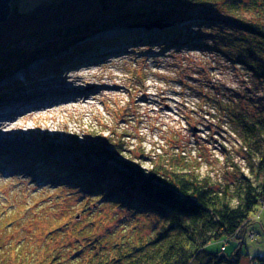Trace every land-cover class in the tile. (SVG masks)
Returning <instances> with one entry per match:
<instances>
[{
	"label": "trees",
	"instance_id": "obj_1",
	"mask_svg": "<svg viewBox=\"0 0 264 264\" xmlns=\"http://www.w3.org/2000/svg\"><path fill=\"white\" fill-rule=\"evenodd\" d=\"M114 25L127 34L97 39L100 44L191 43L248 71L262 88L256 99L241 104L199 93L213 105L215 113L209 114L218 123L224 116L246 172L229 161L237 169L232 180L215 183L167 153L145 168L140 160L117 157L122 148L110 149L106 138H93L90 145H29L24 159L34 162L44 179L57 177L52 181L72 185V193L92 200L86 212L112 206L108 216L118 210L119 222L110 227L94 219L88 227L56 223L34 237V244L19 246L7 264H239L237 246L229 252L205 247L236 233L264 199V0H13L0 24V78L18 70L31 77L39 70L27 67L36 60L53 73L59 64L69 68L98 52L91 48L97 29ZM24 41L31 46L23 48ZM14 79L5 86H21ZM221 149L225 162L229 151ZM8 155L4 158L12 159ZM34 220L41 223L42 217ZM254 264H264V256H256Z\"/></svg>",
	"mask_w": 264,
	"mask_h": 264
},
{
	"label": "rangeland",
	"instance_id": "obj_2",
	"mask_svg": "<svg viewBox=\"0 0 264 264\" xmlns=\"http://www.w3.org/2000/svg\"><path fill=\"white\" fill-rule=\"evenodd\" d=\"M126 30L114 25L97 29L92 36L103 40L123 36ZM203 41L209 42L196 43ZM21 44L31 46L26 41ZM94 44L96 54L69 68L59 64L55 73L44 65L41 68L44 62L37 60L27 67L39 70L31 77H23V70H18L9 78L22 87L5 86L9 78H0V264H7L19 246L34 244V237L41 238L56 223L88 227L87 221L99 218L102 221L93 222L110 227L119 222L118 210L108 216L112 206L86 212L92 200L72 193V185L61 187L60 180L52 181L57 177L44 179L34 162L24 159L29 145L83 141L90 145L93 138H106L110 149L122 148L117 157L140 160L145 168L167 153L215 183L232 180L231 172L237 169L228 166L229 161L246 172L224 116L219 115L223 118L218 123L209 114L215 113L213 105L199 94L203 91L241 104L259 97L262 88L242 65L191 43L106 46L98 40ZM59 88L65 91L53 93ZM73 89L84 95L71 99ZM12 90V95H3ZM34 94L36 98H31ZM221 145L229 151L225 162ZM5 154L12 159L4 158ZM35 217H42V222ZM231 236L211 241L205 250L229 252L237 246L239 264H254L256 256L264 255V199Z\"/></svg>",
	"mask_w": 264,
	"mask_h": 264
},
{
	"label": "water",
	"instance_id": "obj_3",
	"mask_svg": "<svg viewBox=\"0 0 264 264\" xmlns=\"http://www.w3.org/2000/svg\"><path fill=\"white\" fill-rule=\"evenodd\" d=\"M12 0H0V24L9 16ZM159 21L151 22V25H159Z\"/></svg>",
	"mask_w": 264,
	"mask_h": 264
},
{
	"label": "bare ground",
	"instance_id": "obj_4",
	"mask_svg": "<svg viewBox=\"0 0 264 264\" xmlns=\"http://www.w3.org/2000/svg\"><path fill=\"white\" fill-rule=\"evenodd\" d=\"M208 50H210V49H208ZM225 59V58H224ZM226 60V59H225ZM228 61V60H227ZM230 63H232L231 61H230ZM66 90H68V89H66ZM62 91H65L64 89H62V88H59V89H55V90H53V93H59V94H61V92ZM73 98H71V99H73V100H75V97L76 98H78V97H82L83 95H84V93H83V91L81 92V93H77V91L75 90V89H73ZM36 96H37V94H34L33 96H31V98H36ZM0 105H2V104H0ZM234 135V134H233Z\"/></svg>",
	"mask_w": 264,
	"mask_h": 264
},
{
	"label": "built area",
	"instance_id": "obj_5",
	"mask_svg": "<svg viewBox=\"0 0 264 264\" xmlns=\"http://www.w3.org/2000/svg\"><path fill=\"white\" fill-rule=\"evenodd\" d=\"M232 236H230V238H231Z\"/></svg>",
	"mask_w": 264,
	"mask_h": 264
},
{
	"label": "crops",
	"instance_id": "obj_6",
	"mask_svg": "<svg viewBox=\"0 0 264 264\" xmlns=\"http://www.w3.org/2000/svg\"><path fill=\"white\" fill-rule=\"evenodd\" d=\"M264 256V255H263Z\"/></svg>",
	"mask_w": 264,
	"mask_h": 264
}]
</instances>
